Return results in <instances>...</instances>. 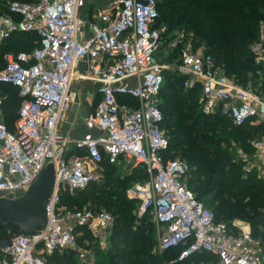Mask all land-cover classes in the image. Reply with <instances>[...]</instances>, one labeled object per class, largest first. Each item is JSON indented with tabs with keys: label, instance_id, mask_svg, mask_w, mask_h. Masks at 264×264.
Returning <instances> with one entry per match:
<instances>
[{
	"label": "built area",
	"instance_id": "built-area-1",
	"mask_svg": "<svg viewBox=\"0 0 264 264\" xmlns=\"http://www.w3.org/2000/svg\"><path fill=\"white\" fill-rule=\"evenodd\" d=\"M0 7L7 11L0 13V40L15 32H34L38 37L30 53L6 54L0 69V85L17 87L22 99L15 131L0 122V193L28 189L47 161L55 171L45 229L32 237L12 235L11 247L0 250V264H48L47 257L66 249L87 260L88 251L76 243V229L85 227L105 239L113 218L106 212L61 207L60 194L65 187L82 191L99 181L104 158L111 165L131 161L146 171L147 178L132 183L125 194L137 202L136 220L151 216L159 254L184 246L174 264L201 253L213 260L199 264H264L247 227L232 222L230 228L216 221L183 182L188 165L164 158L169 143L162 129L159 95L166 65L154 62V55L166 27L156 24L157 0H109L101 6L93 0H0ZM260 27L251 48L257 77L246 87L227 78L211 55L193 51L180 35L183 46L176 72L186 77L185 88L198 87L204 114L223 115L235 126L248 122L264 126V25ZM83 60L88 68L79 73L76 64ZM74 78L100 84L99 102L84 124L103 136L70 141L58 132L74 97ZM131 80L134 86L126 83ZM70 144L83 155L68 157L65 149ZM252 146V161L264 169V140L257 139ZM252 168L249 164L244 173Z\"/></svg>",
	"mask_w": 264,
	"mask_h": 264
},
{
	"label": "trees",
	"instance_id": "trees-1",
	"mask_svg": "<svg viewBox=\"0 0 264 264\" xmlns=\"http://www.w3.org/2000/svg\"><path fill=\"white\" fill-rule=\"evenodd\" d=\"M157 11V25L163 24L168 32L181 30L186 39H188L187 34H190L193 45H204L208 52L206 55H211L224 74L238 85L246 87L249 79L254 80L257 77L258 67L255 65L251 48L257 42L259 27L264 24V0H157ZM6 12L0 7V13L6 14ZM37 39L34 32L28 34L26 40H22L21 35L18 34L10 36L7 39L10 40L8 45L0 51V69L5 66L6 54L30 53L36 47L30 44ZM14 42L23 51H12ZM24 46L27 49H22ZM169 60L165 61L171 63ZM177 75L174 74L175 77ZM164 76L165 71H163V84L159 95V108L163 115L162 129L169 143L164 158L186 161L190 170L183 182H186L198 201L208 200L207 194L212 193L208 203L212 207L210 210L215 213L216 221L230 225L234 221L245 220L250 228L256 231V228L262 224L260 216L264 213V183L258 184L248 176L241 179L233 159L229 158L228 153L220 145L230 144L223 133L227 129L225 125L229 127L227 131L241 129L244 132L247 128L243 137L246 141L253 139L255 133L260 132L261 129L264 130V126L249 122L235 126L223 115L216 113L206 115L198 105L197 98L195 102V98L192 97L195 90L199 95L198 87L185 88L183 84L186 77L180 75L176 79L169 75L170 80L165 84ZM165 85L168 91L163 95ZM18 93V88L11 84L0 87L1 111L6 127L11 132H14L13 123L17 119V110L21 103ZM162 97L165 99L163 100ZM234 137L240 136L236 134ZM76 151L78 154L82 153L81 150ZM103 166L108 169L113 167L106 158L100 163L99 169L102 170ZM140 170L143 178L139 181H144L147 178L146 171L138 166L137 171ZM102 172L107 176L104 184L89 185L86 189L74 193L62 190L60 206L73 209L72 205L76 203L84 205L88 202L104 200L105 194L114 188L116 190V187L110 189L113 183L110 172L106 170ZM128 187L123 191L126 198L123 199L128 203L118 198L120 196L117 197L115 192V198L110 202L117 210V214L113 219L108 238L109 247L106 252H100L104 257L99 264H168L159 257L160 255L153 252L154 246L148 241L152 237L153 229L152 225H149L153 224L151 216L146 215L140 221L134 218L133 211L136 210L137 202L126 197L125 192ZM235 187L237 188L234 189ZM92 211L99 212L97 209ZM134 220L137 225H134ZM147 224L150 228L146 227ZM81 229L87 231L85 227ZM262 230L259 234L264 240V229ZM14 234L13 227L0 230V235L3 237L11 238ZM84 234L88 236L85 231ZM138 249L140 255L134 262L129 260L127 258L129 252ZM183 249L184 246H177L163 254L168 256L177 251L178 254L174 259L176 260ZM57 258V255H53L46 260L48 264H72L69 256L66 259ZM212 258L206 253H201L178 263L199 264L209 259L213 260Z\"/></svg>",
	"mask_w": 264,
	"mask_h": 264
},
{
	"label": "rangeland",
	"instance_id": "rangeland-1",
	"mask_svg": "<svg viewBox=\"0 0 264 264\" xmlns=\"http://www.w3.org/2000/svg\"><path fill=\"white\" fill-rule=\"evenodd\" d=\"M93 1H95V0H93ZM93 3H95V2H93ZM92 9H93V7H91V10ZM262 25H264V24H261V26ZM161 26H164V25L162 24ZM260 29H261V27H259V29H258L257 36H259ZM181 32H183V31L180 30V31H175V32H168V30L166 28L165 32L162 34V40H161L160 48L157 51L156 55H154L155 56L154 62L160 61L159 62L160 64L166 65V68H164L165 84L170 80L169 75H171L172 77H175L174 74L177 75L176 71H177L178 67L180 66L179 52L183 46L182 43L181 44L179 43L180 35H182ZM189 35L190 34H187L188 39H186V41L188 43H190V45L193 48V51L203 53V54L208 53L206 51L204 45H201V46L200 45H197V46L193 45ZM166 59H168V60L170 59L169 61H171V63H168L167 61H165ZM223 74H224V72H223ZM176 77H175V79H176ZM229 79H231V78H229ZM231 80L234 82L233 79H231ZM80 81H82V80L76 79V80L72 81L73 87L75 86V84L79 83ZM178 82H180V80ZM247 82H248L247 85H249L252 83V80L249 79ZM180 85H181V82H180ZM167 91L168 90L166 89V85H165L163 95H165V93ZM196 94H197V96H196ZM192 97L195 98V102H196V98H197L198 105H199V95H198V92H196V90L194 91V94L192 95ZM162 99H163V97H162ZM164 99H165V97H164ZM62 118H61L62 121L67 120V118H65V117H62ZM225 126L227 129L229 128L227 125H225ZM227 129H225V131L223 133H224V136H226L227 139L229 140L230 144L229 145L221 144L220 147L225 152L228 153L229 158L231 157L233 159L235 166L238 168L237 169L238 175L241 177V179L248 176V177H251L252 179L256 180L258 184L264 183V169H263V167H261L257 162L252 161L253 155L255 154L252 145L255 142V140H257V139L264 140V130L261 129L260 132L255 133V135H254L255 137L253 139L251 138V139H248V141H246V140H243V137L245 135V133H244L246 131L245 129H247V128L244 129V132L241 129L240 130L234 129L232 131H227ZM236 134H238L240 137L235 138L234 136ZM249 164L253 165V168L251 169L250 173L245 174L244 168H247V167L249 168ZM137 168H138V166L136 164H134L131 161H126L124 159L120 160L119 163H117L116 165H113V167L111 169H108V167L103 166L102 170H104V172H105V170H106V172H110V177H112V179H113V181H112L113 183H112L110 189H113L114 187H116V190H115V188H114V190H110L109 193L105 194L106 196L104 197V200L100 199V202H95V203H89L88 202V204H84V205H80L79 203L73 204L72 206L74 208L72 210L82 211V210H92V209L95 210V209H97L99 212L108 213L114 219V217L117 214V210L113 206H111L110 202L113 201V199L115 198V193H116L117 197L120 196L118 198H120V199L124 200V202L128 203L125 200L126 198L124 196L123 191L125 190V188L127 186H130L132 183L137 182L139 180H142V178H143L142 171L141 170L137 171ZM102 170L100 168V170L97 174L99 176V181L92 182L90 184L91 186H98V184H100V183L104 184L107 176L103 174ZM241 179L239 178V180H241ZM185 184H186V182H185ZM255 187H256V185H255ZM187 188L192 192V190L188 186H187ZM236 188L237 187H235L234 189H236ZM63 190L65 192H68V193H74V192L70 191L67 187H65ZM206 197L209 200V198L212 197V193L207 194ZM244 197L247 198V196H244ZM123 198H125V199H123ZM208 200L200 199L199 202L205 208L211 209L212 207L209 205ZM66 209H70V208H66ZM263 218H264V213L260 216V222H261V220H263ZM233 223H235V225L239 226V227L245 225L247 227V230L249 231V233L251 235L254 234L253 236L255 238L253 236L252 237L258 243V246H257L258 253L260 254V257L264 256V252H263L264 240H262L261 235L259 234L261 231H263L262 226H261L262 224L259 225L255 231L254 229L250 228L249 224L247 222H245V220L234 221ZM225 224H227V223H225ZM134 225H135V223H134ZM149 225H152L151 228H153V229H152V237L150 239H148V241L151 244V246H154L153 247L154 252L157 253L158 255H160L159 257L162 260H164L166 263L174 264L173 261L176 258V255L178 254V252L176 251L175 253L170 254L168 256L166 254H163V255L159 254L157 252L158 237H157V233L155 232L156 231L155 227L153 226V224H149ZM149 225L146 227L150 228ZM231 227H232V224H230V228ZM233 229L235 230L236 228L234 227ZM85 232L87 233L86 230H85ZM93 236H96V235H93ZM98 236L101 238V241H103V243H105L104 242L105 239L101 235H98ZM84 237H85V234L83 232V234L79 235L77 240L80 242H83ZM96 244L97 245L99 244L98 239L96 241ZM100 252H102V251L100 250ZM139 255H140V250L138 249V250L133 251V252L130 251L127 258H129V260L130 259L133 260V262H134V260ZM153 264H155V263H153Z\"/></svg>",
	"mask_w": 264,
	"mask_h": 264
},
{
	"label": "crops",
	"instance_id": "crops-1",
	"mask_svg": "<svg viewBox=\"0 0 264 264\" xmlns=\"http://www.w3.org/2000/svg\"><path fill=\"white\" fill-rule=\"evenodd\" d=\"M108 1L109 0H95L93 2H95L94 3L95 5L101 6ZM81 15L85 16L84 10L81 11ZM15 34L21 35L22 40H24V39L26 40V36L28 34H31V33L15 32L11 36H13ZM7 39H9V38H7ZM8 41H10V40H7V41L0 40V51H2L5 48L4 47L5 45H8L7 44ZM37 43H38V39L36 42H34L30 45L35 47L37 45ZM12 46H13L12 51H23L20 48H18V45L15 42ZM22 49H27V48H26V46H24V47H22ZM11 54H13V53H11ZM158 62H160V61H158ZM87 68H88V63L86 60H83V61L77 62L75 70L78 71L79 73H84L87 71ZM74 80H76V79L74 78L73 81ZM126 83L130 86H134V84H135V82L132 80L127 81ZM2 86L3 85H0V87H2ZM99 88H100V84L96 81H91V80H82L79 83L75 84L74 87L71 83V89L74 93V97H73V100L71 101V103H69L66 111L62 115V117L67 118V120L62 121L63 118L61 117L62 119H60V121H59L57 129L61 135L66 136L70 141L81 140L86 135H91L92 137H95V138L103 136V133L100 131H97V130L89 131L85 127V124H84V120H85V117L87 116V114L90 111H92L93 109H95V107L97 106V104L99 102V99H100ZM18 95H19V93H18ZM19 97H20V95H19ZM121 100L126 101V99H121ZM4 120L5 119L2 115L1 105H0V122H4ZM254 125H256V124H254ZM258 125H260V124H258ZM12 129H13V131H15V122L13 123ZM65 152H66V155L68 157H71L72 155L78 154V153H76L77 151H75V149L72 147V144H70L66 147ZM133 216L135 218L134 211H133ZM134 223H135V225L138 224L135 220H134ZM111 228H109L105 234L106 238H105L104 242L106 244L103 243V241H101V238L98 235L93 236V234H91L89 231H88L89 233L87 232L88 236H85L83 238V242H80L77 239H78L79 235L83 234V232L85 230L81 229V228L76 229V243H77V245L79 246L80 249L88 251V257H87L86 261H81L78 257L77 252H75L71 249H66V250L61 251V252H55L54 254L50 255L49 257H51L53 255H57L59 259H66V257L69 256L71 258L70 260L72 261V264H99L102 262L103 257H104L103 254H100V250L102 252H104V251L106 252V250L109 247L108 238L110 235ZM89 236H90V238H88ZM97 239L99 240L98 245L96 244ZM153 252H154V250H153ZM49 257H47V258H49Z\"/></svg>",
	"mask_w": 264,
	"mask_h": 264
},
{
	"label": "water",
	"instance_id": "water-1",
	"mask_svg": "<svg viewBox=\"0 0 264 264\" xmlns=\"http://www.w3.org/2000/svg\"><path fill=\"white\" fill-rule=\"evenodd\" d=\"M55 187L53 163L47 161L28 189L0 193V230L13 227L19 236H37L47 224L46 205ZM11 247L10 238L0 235V250Z\"/></svg>",
	"mask_w": 264,
	"mask_h": 264
}]
</instances>
